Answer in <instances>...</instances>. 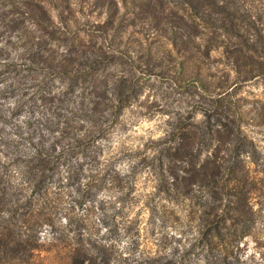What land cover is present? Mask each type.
I'll list each match as a JSON object with an SVG mask.
<instances>
[{"label": "trees", "instance_id": "trees-1", "mask_svg": "<svg viewBox=\"0 0 264 264\" xmlns=\"http://www.w3.org/2000/svg\"><path fill=\"white\" fill-rule=\"evenodd\" d=\"M263 6L0 0V264H244L246 239L264 264V150L229 91L264 77ZM163 83L192 102L188 115L159 140L105 155ZM142 170L150 202L187 208V221L158 203L144 226L129 216ZM148 237L154 251L142 248Z\"/></svg>", "mask_w": 264, "mask_h": 264}, {"label": "rangeland", "instance_id": "rangeland-1", "mask_svg": "<svg viewBox=\"0 0 264 264\" xmlns=\"http://www.w3.org/2000/svg\"><path fill=\"white\" fill-rule=\"evenodd\" d=\"M261 14L264 19V6L261 7ZM227 72L230 73L228 81L233 82L235 73H231L224 64H219L218 74L226 75ZM231 90L236 100H242L239 103L245 108L244 110L247 113L250 111L244 119L246 122L243 123L245 133L260 149L264 150V77L255 79L242 86L235 85L234 89L232 88L229 91ZM140 102H144L143 105L146 107L138 112H128L122 121V125L117 126L113 130L107 142L104 141L105 155L114 154L116 150L122 148L125 150H136L138 147L142 148L144 145L149 144L152 140L163 138L170 131V123L175 120L177 113L181 112L185 116L188 115V103H192L187 102L174 88L165 83L157 88H148ZM197 116L202 118L200 112L197 113ZM21 119H26V115L21 116ZM130 161L128 156L119 160L115 164L116 172H121L123 175L129 173ZM132 182L135 188L129 200L133 204V209H130L129 216L133 217L138 214L141 226L147 223L151 214V206L154 203H158V207L165 205L166 211L178 212L179 215L185 217L183 218L185 221L188 220L186 215H188L189 210L187 208L183 211L182 206L179 207L174 202H168L167 200L159 201L157 198L154 203L150 202L153 197L152 193L155 191V182L148 170H142L135 174ZM103 193L108 194V191L104 190ZM113 197L116 198L117 195ZM167 231L176 232V229L174 226H169ZM189 236L191 235L189 234ZM246 241H249L247 246H244L245 242L241 243V247L245 249L243 251L244 264H250L251 256L254 254L255 259L252 260L255 264L260 254L256 250L253 240L246 239ZM142 248L146 251H154L153 238L148 237L147 242H142Z\"/></svg>", "mask_w": 264, "mask_h": 264}]
</instances>
